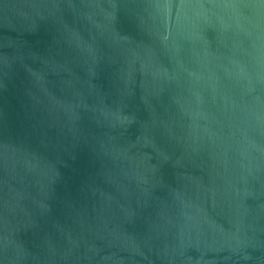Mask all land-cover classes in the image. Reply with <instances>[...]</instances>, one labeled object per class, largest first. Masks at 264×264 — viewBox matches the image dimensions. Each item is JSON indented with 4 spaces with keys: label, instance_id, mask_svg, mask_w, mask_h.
<instances>
[{
    "label": "water",
    "instance_id": "water-1",
    "mask_svg": "<svg viewBox=\"0 0 264 264\" xmlns=\"http://www.w3.org/2000/svg\"><path fill=\"white\" fill-rule=\"evenodd\" d=\"M0 264H264V0H0Z\"/></svg>",
    "mask_w": 264,
    "mask_h": 264
}]
</instances>
